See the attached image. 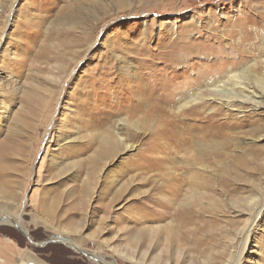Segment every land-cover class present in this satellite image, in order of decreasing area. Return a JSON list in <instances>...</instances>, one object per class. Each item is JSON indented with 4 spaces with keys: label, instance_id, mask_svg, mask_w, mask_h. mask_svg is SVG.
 Listing matches in <instances>:
<instances>
[{
    "label": "rangeland",
    "instance_id": "rangeland-1",
    "mask_svg": "<svg viewBox=\"0 0 264 264\" xmlns=\"http://www.w3.org/2000/svg\"><path fill=\"white\" fill-rule=\"evenodd\" d=\"M173 41L192 59L168 66ZM225 65L264 77V0H0V238L52 264H264V97L193 85ZM147 72L195 113L141 105Z\"/></svg>",
    "mask_w": 264,
    "mask_h": 264
},
{
    "label": "bare ground",
    "instance_id": "bare-ground-1",
    "mask_svg": "<svg viewBox=\"0 0 264 264\" xmlns=\"http://www.w3.org/2000/svg\"><path fill=\"white\" fill-rule=\"evenodd\" d=\"M240 20H241V18H240ZM173 42H174V45H173ZM173 42H172V45L166 46L165 49L162 51V55H163L162 57H165V58L168 56L171 57L169 59L170 63L168 66H172V67L174 66L175 67V66L184 64L188 59H192L189 46H188L187 51L186 50L184 51V49L181 50V48H180L181 51L180 50L176 51V48L178 47L177 45L180 42H177V41H173ZM191 49H192V47H191ZM204 54H205V52L203 53V55ZM195 58H196V56H195ZM239 62L240 61H238L237 63H239ZM229 67H230L229 65H225V66H223V68H221L220 72H224L227 70L226 71L227 73L223 77L219 76V78L218 77L204 76L201 68H199L197 70V73L193 76V79H194L193 85L197 86V83L199 84L201 82H205V84H207L206 85L207 86V88H206L207 92L212 93V94L217 95V96H221V97H223V96H226V97L240 96V95H238L239 93H236L234 87L243 86L244 89L242 90V92L243 93L245 92L246 95L245 96L243 95L240 97L248 99V98L253 97L254 95H257V94L264 97V91L262 89H260L257 85H255L253 83H252L253 85L251 84V82H253V81H255L256 83L259 82L264 88V77H262V78L256 77V76L253 77V75H251V67L244 68L241 71H240V69L234 70V69L229 68ZM150 72H153V71H150ZM150 72H147L146 74H143V75L142 74L137 75L136 80L138 82L136 83V85L134 84V86L131 87V89L134 91V95L141 96L139 103L141 105H143L145 102H150L151 107L153 109L156 106H157V108H159V103H158L159 100L168 101L171 105L173 103V101L171 100V98L168 95L166 96V95H164V93L157 95L159 89L161 88V87H159L158 79L163 80V78L166 77V75L162 74L160 76H155V75L152 76L150 74ZM141 94H143V95H141ZM198 99H200L199 96H191L188 99L179 100V102H178L179 104H176V102H174L173 105H174V108L177 105V107H178L177 112H179V113H184V112L195 113L194 111H195L196 106L194 105V102L197 101ZM141 105L136 104L135 107H132V109L139 108ZM110 147L113 148L114 146H110ZM263 210H264V207H261L258 210V214L256 215V218L250 223L249 228L247 230L248 236L246 239L245 246H248V244H249L248 242L250 240V235L253 232V228L256 227V225H257L256 222L259 220V216L262 214ZM3 219L5 221H8V223H11V224L15 225L16 227L21 228L23 230L22 225L20 224L19 221H10V220L5 219V218H3ZM70 244L73 248H77V247H75V245L72 242ZM79 250H82V249H79Z\"/></svg>",
    "mask_w": 264,
    "mask_h": 264
},
{
    "label": "crops",
    "instance_id": "crops-1",
    "mask_svg": "<svg viewBox=\"0 0 264 264\" xmlns=\"http://www.w3.org/2000/svg\"><path fill=\"white\" fill-rule=\"evenodd\" d=\"M0 264H52L50 260L11 237L0 238Z\"/></svg>",
    "mask_w": 264,
    "mask_h": 264
},
{
    "label": "water",
    "instance_id": "water-1",
    "mask_svg": "<svg viewBox=\"0 0 264 264\" xmlns=\"http://www.w3.org/2000/svg\"><path fill=\"white\" fill-rule=\"evenodd\" d=\"M17 228H18V227H17ZM18 229H20L21 231H23L21 228H18ZM67 240H68V239L61 238V240H58V241H65V242H67Z\"/></svg>",
    "mask_w": 264,
    "mask_h": 264
}]
</instances>
